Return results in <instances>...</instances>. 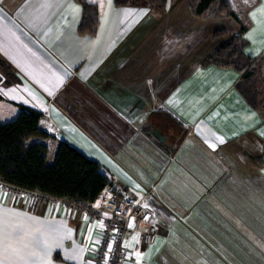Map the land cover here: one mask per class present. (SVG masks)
Returning a JSON list of instances; mask_svg holds the SVG:
<instances>
[{
    "label": "crops",
    "instance_id": "0c3cea01",
    "mask_svg": "<svg viewBox=\"0 0 264 264\" xmlns=\"http://www.w3.org/2000/svg\"><path fill=\"white\" fill-rule=\"evenodd\" d=\"M86 2L98 9L93 36L78 33L83 13L76 0H0V60L6 64L9 78L5 80L6 74L0 72V121L14 120L21 108L34 110L41 115L39 128L48 135L30 139L26 146L45 145L48 160L50 148L57 150L65 142L98 163L104 176H108L105 169L113 174L115 183L134 194L149 192L152 181L138 175L134 166L143 146L150 142L131 127L134 123L142 128L150 117L171 109L166 115L176 113L182 127L190 129L181 150L186 148L182 151L200 165L208 161L210 168H218L217 160L229 161L232 156L237 157V165L256 163L239 155L243 136L251 133L264 138L259 115L235 89L241 76L233 70L202 66L218 43L214 32L224 29L231 37L239 29L233 19L199 18L186 14L184 6H177L183 12L177 15L172 3L165 13L151 18L143 6L118 8L114 0ZM251 10L250 26L244 34L248 42L245 54L255 60L264 52V0H258ZM146 49L153 52L150 61L140 55ZM160 86H168L161 97L153 94ZM80 92L87 97L79 100ZM166 97L171 99L167 109L161 103L147 108L148 102H161ZM97 99L110 107L106 120L120 128L118 133L102 126L103 121L95 119L80 102L97 103ZM70 101L81 111L77 108L71 113ZM90 125L105 128L99 130L102 136ZM149 125L166 137L165 144L154 139L169 150L175 135L167 133L166 127L164 131L157 124ZM154 146L155 153L166 155ZM259 174L264 176V169ZM233 175L228 181L234 182ZM229 194L233 196L234 191ZM13 196L0 190V264L91 263L101 238L97 221L74 212L60 199L40 197L33 201L30 196ZM151 200L150 208H167L161 197L153 195ZM222 209L228 213L230 208ZM250 211L235 208L244 220L245 214L250 218ZM159 212L161 223L169 228L174 218L169 220L162 210ZM135 241L132 234L124 246L131 249ZM157 256L158 252H145L141 259L144 264H159ZM250 261L264 264V255H251ZM243 262L236 259L235 264H246Z\"/></svg>",
    "mask_w": 264,
    "mask_h": 264
},
{
    "label": "rangeland",
    "instance_id": "374dc122",
    "mask_svg": "<svg viewBox=\"0 0 264 264\" xmlns=\"http://www.w3.org/2000/svg\"><path fill=\"white\" fill-rule=\"evenodd\" d=\"M227 1L232 12H236L234 13L236 19L229 16L215 17L214 12L206 14L203 17L231 18L239 26L237 32L231 37L227 36L226 30L221 29L220 31H223L225 35L217 41V44L237 36L241 27L247 31L246 28L250 26L249 16L252 13L251 8L258 2V0ZM172 4L176 6L175 12L177 15H183L182 10L176 9L179 8L177 6H184L186 14L191 13L195 16L190 7L191 0H176ZM141 6L143 5L138 7ZM148 11L151 14V18L160 14L157 10L149 9ZM151 18H149L150 21H152ZM152 54L153 52L146 49L140 55L145 60L148 59L150 61ZM6 71L5 67L0 66L2 75L6 74ZM238 74L241 76L240 73ZM4 76L6 77L7 74ZM256 76L258 77L255 78L256 88L259 91L258 101L260 102L261 100L263 103L255 112L259 115V119L264 125V82L261 81L258 75ZM262 76L264 78V69ZM8 79L7 77L5 78V80ZM167 87L160 86L158 90L153 89V94L157 95L158 93V96L161 97L165 95ZM83 96L87 97L84 93L80 92L79 100H82ZM168 97L164 100L162 99L161 102H157L156 100L148 102L147 108L149 110L153 109L161 103V106L167 109L166 106L171 100ZM97 100V103L92 100L80 102L95 119L99 118L103 121H101L102 126L106 127L107 130L114 129L119 131L120 128L117 125H113L114 127H112L106 120V113L110 107L102 99ZM70 103L72 104V107L69 108L71 113H75L77 108L81 111V108L74 101H70ZM167 110L171 111V109ZM167 110H162L165 113H159L158 117L155 116L156 114L150 117L148 119L149 123H145L142 128H136L134 123L132 127L130 126L132 129L139 130L138 133L143 135L145 141L150 142L149 145L145 144L143 146L141 153L136 159L137 164L134 168L137 169L138 175L147 176V179L152 181L153 185L150 188L153 187V190L134 194L129 188H125L120 183H115V176L105 169V172L107 171L108 173L106 178H109L110 185H114L115 201L121 200L124 196H129L132 200L144 197L142 201L143 212L150 214L148 230L141 229L142 223L138 219L130 224V226L132 225L131 230L128 232L126 239L134 234L136 241L131 249L124 246L123 243L122 249L129 261L127 264H144L141 256L145 252H152L153 254L158 252L159 264H235L236 259L242 260L246 264H254L253 261H250L251 255H264V176L258 175V172L264 169V158H262L264 138L260 139L259 135L255 136L250 133L243 136L239 141L240 154H238L241 158H245L246 156L253 160V162L256 161L253 165L244 166L240 163L237 165V157L232 156V159L229 161L217 160L218 168H215V166H211L210 168L208 161H205L206 165H200L197 159H191L186 155L185 151H182L186 149L187 143L183 146L185 149L181 150L180 147L183 141H185L187 134H189L188 131L190 129L182 127L184 123H182V120L176 113L175 115L172 112V116L169 113V115H166ZM80 117L77 116V119ZM80 119L83 121L82 117ZM150 123L157 124L162 129L166 127L167 133L175 135L176 138H174L173 146L169 150L165 149L153 138L154 131L150 127ZM102 126L90 125L99 136H102L99 130L105 131V128ZM165 129L163 130L165 131ZM116 131L113 132L118 133ZM129 134L127 133V136ZM117 139H121L120 136ZM154 145L159 146L163 152H167L166 155L155 153L157 148ZM56 151V149L53 150V147L50 148L47 160L48 165L53 164ZM129 164L132 165V163ZM233 172L232 178L235 177V180L234 182H230L228 181V177ZM233 186L234 190H232ZM230 191L231 193L234 191L233 196L229 194ZM153 195L161 197L167 204V208H154L156 207L154 203V207L150 208L152 204L151 197L153 198ZM18 196V198L22 199L27 198V196ZM31 199L36 201L40 197L31 196ZM222 208L230 209L227 213ZM231 208H234V211ZM235 208H251L250 218L245 214L247 220H244L243 216L235 213ZM159 210H162V215L167 216L169 220L174 218L175 222L171 223L169 228L163 221L161 223V212ZM90 211L92 212V210ZM78 212L84 213L82 208ZM88 215L93 221L99 223L100 230L102 231L101 225L102 223L104 224V218L105 216L108 217V215L102 216L99 212H92ZM232 217H234L233 220ZM148 234L155 236L154 242L150 243L146 241ZM96 248H98V245H96L94 250Z\"/></svg>",
    "mask_w": 264,
    "mask_h": 264
},
{
    "label": "trees",
    "instance_id": "16d2710c",
    "mask_svg": "<svg viewBox=\"0 0 264 264\" xmlns=\"http://www.w3.org/2000/svg\"><path fill=\"white\" fill-rule=\"evenodd\" d=\"M82 7V19L78 26L80 35L93 36L97 28L98 9L86 0H76ZM176 0H114L118 8L138 7L164 13L169 3ZM191 10L197 17L214 12L215 17L229 16L236 19L227 0H191ZM246 30L241 27L239 34L216 45L214 51L202 63L203 67L229 69L241 74L235 85L236 91L245 103L257 111L262 106L258 101L256 88L258 75L264 78V52L257 58L246 56L248 42L244 39ZM217 30L213 37H224ZM1 61V60H0ZM1 67L6 68L4 62ZM40 113L20 109L16 118L8 123L0 121V179L7 185L46 197L73 201L79 206L93 203L101 192L109 186V180L100 171V166L83 153L61 142L57 148L52 165L47 164L48 149L42 144L26 146L33 138L45 139L48 135L39 128ZM52 134V132H50ZM152 135V134H151ZM154 138V137H153ZM264 158V151L262 154Z\"/></svg>",
    "mask_w": 264,
    "mask_h": 264
},
{
    "label": "built area",
    "instance_id": "2783aa9c",
    "mask_svg": "<svg viewBox=\"0 0 264 264\" xmlns=\"http://www.w3.org/2000/svg\"><path fill=\"white\" fill-rule=\"evenodd\" d=\"M114 185H110L101 192L98 198L91 204L85 206H79L73 201L60 199L62 204L70 207L74 212H78L80 208L83 209L84 214H90L92 212H99V214L108 215L105 216L104 224L102 223L101 238L98 242V248L92 252V261L90 264H127L129 261L123 252V243L127 237L128 232L131 230L130 224L135 222L136 219L142 223V228L149 229V217L148 212H143L141 199L132 200L129 196H124L121 200L115 201ZM0 190L13 193L16 197L20 196H37L45 197L39 193L28 192L20 189L13 188L0 179ZM131 191V190H130ZM92 210V212L90 211ZM143 212V213H142ZM95 216V215H94ZM154 235H147V242H154Z\"/></svg>",
    "mask_w": 264,
    "mask_h": 264
},
{
    "label": "water",
    "instance_id": "95a60500",
    "mask_svg": "<svg viewBox=\"0 0 264 264\" xmlns=\"http://www.w3.org/2000/svg\"><path fill=\"white\" fill-rule=\"evenodd\" d=\"M153 131H154L153 136L155 137V139L158 142H160L161 144H165L166 137L161 135L160 132L157 129H155Z\"/></svg>",
    "mask_w": 264,
    "mask_h": 264
}]
</instances>
